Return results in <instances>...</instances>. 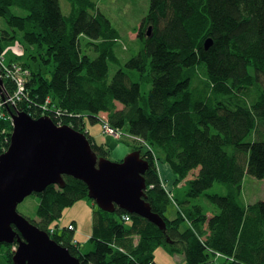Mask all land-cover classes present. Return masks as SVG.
<instances>
[{
  "label": "trees",
  "instance_id": "16d2710c",
  "mask_svg": "<svg viewBox=\"0 0 264 264\" xmlns=\"http://www.w3.org/2000/svg\"><path fill=\"white\" fill-rule=\"evenodd\" d=\"M69 1L72 11L65 14L60 0H0V18L8 25L0 29V104L8 101L0 114L9 115L10 108L70 126L89 138L99 157L108 158L110 150L85 131L86 119L101 122L105 135L107 126L134 139L133 151L150 163L146 201L167 228L137 215L125 223L127 212L98 209L94 250L83 253L86 242L75 236V225H50L64 208L88 198L87 186L67 176L65 188L53 185L35 195L40 222L30 221L82 264H155L154 251L163 245L187 264H207L217 253L225 264H264V201L243 198L247 175L264 180V0H151L137 28L139 52L126 62L114 48L120 34L97 3ZM81 36L96 58L83 52ZM110 63L119 67L112 78ZM12 128L0 119V156ZM157 163L171 167L176 186L184 182L186 200L205 198L207 204L185 200L169 220L172 200ZM215 185L226 193H209ZM6 246L8 264H14L12 246Z\"/></svg>",
  "mask_w": 264,
  "mask_h": 264
},
{
  "label": "water",
  "instance_id": "95a60500",
  "mask_svg": "<svg viewBox=\"0 0 264 264\" xmlns=\"http://www.w3.org/2000/svg\"><path fill=\"white\" fill-rule=\"evenodd\" d=\"M211 43L207 40L206 48ZM8 111L13 132L8 151L0 156V244L16 245L14 264H82L18 212L29 196L53 185L65 188L66 176L82 181L99 209L109 213L120 209L166 230L165 219L146 201L145 174L150 163L141 150L113 162L99 157L89 138L70 126H58L49 117L33 119L25 112Z\"/></svg>",
  "mask_w": 264,
  "mask_h": 264
},
{
  "label": "rangeland",
  "instance_id": "374dc122",
  "mask_svg": "<svg viewBox=\"0 0 264 264\" xmlns=\"http://www.w3.org/2000/svg\"><path fill=\"white\" fill-rule=\"evenodd\" d=\"M97 3L98 8L102 11V13L111 21L114 28H116L120 34V39L114 43L115 52L118 57H120L123 61H127L133 58L138 52L140 48V44L136 41L138 40V32L137 28L142 23V20L148 14L150 9L151 0H93ZM60 4L62 10L65 14H69L72 11V4L69 0H60ZM12 12L19 16H25L27 13L24 10L19 8H13ZM8 25L5 20L0 18V29H6ZM82 48L84 49V53L88 54L91 58H96L98 55L94 52L93 46L87 45L89 39L85 36H81ZM91 41V40H90ZM32 67H35V63H31ZM119 67L110 63V78L114 76V74L118 71ZM1 74V73H0ZM6 102L0 105V109L4 107ZM119 108H122L121 105L118 104ZM4 111V110H3ZM9 113V112H8ZM103 118H107V114H101ZM3 120H10L12 122V118L10 114L3 115ZM86 132H91L90 136L95 140L98 145H104L109 148L108 159L113 162L122 161L130 152H133L134 139L130 138L128 135H124L120 132H113V130L107 128L106 132L108 135H105L102 130L101 122L96 124L90 123L88 119L85 120ZM59 126V125H58ZM13 127V123H12ZM13 128L10 129L9 133L12 135ZM113 133H117L114 135ZM249 141H253L254 139L249 137ZM10 146V144H9ZM8 146V149H9ZM8 149L6 151H8ZM5 151V152H6ZM4 152V153H5ZM162 165L158 166L159 170L162 169ZM164 170L161 172V177L166 178L164 175ZM171 181L168 182V190L171 188ZM173 183V182H172ZM184 184V183H183ZM167 187V186H166ZM187 186L179 185L176 189L172 190V194L177 201H183L186 199L187 195ZM209 193H226L221 186L215 185ZM171 198V200L174 199ZM243 198L245 202H259L264 201V180H258L252 177L251 175H247L244 179V188H243ZM175 200V201H176ZM174 201V200H173ZM173 203H170L167 206V213L165 214L169 218L178 217L180 210H184L183 205L177 206ZM197 205H206L207 200L205 198H198ZM178 204V203H177ZM40 205V199L31 195L24 200L18 206V212L25 216L27 219L31 221L39 220V216L37 214L38 208ZM98 206L96 203L89 199L85 198L83 200H79L73 203L70 206H67L63 209L62 214L56 218H53L50 225L55 229H64L68 228L69 225L73 224L76 226L75 236L80 241H85L86 243L82 246V252L88 253L94 250L95 243L94 241H90L95 234L93 233L92 220L93 216L99 212ZM114 217L116 216L113 214ZM117 221L121 222L120 217L116 216ZM37 222V221H36ZM40 220L38 221V223ZM188 223L185 222L181 226V230L185 231L188 227ZM198 231V230H197ZM13 251H15L16 246L13 245ZM9 250L8 246L0 245V264H8L6 253ZM176 254H173L169 250H167L164 245L159 246L154 251L155 264H179V261H183V264H187L185 260H181L180 258L175 257ZM179 257H183L180 254H177ZM218 257H224L221 253H217ZM179 259V260H177ZM217 262V259L211 260L207 264H213ZM225 261H221L224 264Z\"/></svg>",
  "mask_w": 264,
  "mask_h": 264
},
{
  "label": "crops",
  "instance_id": "0c3cea01",
  "mask_svg": "<svg viewBox=\"0 0 264 264\" xmlns=\"http://www.w3.org/2000/svg\"><path fill=\"white\" fill-rule=\"evenodd\" d=\"M88 132V131H87ZM89 133H91V132H89ZM120 133H122V132H120ZM160 165V164H159ZM158 165V163H157V167L159 166ZM162 170H164L165 172H164V175H166L165 177L166 178H162L161 177V172H162ZM158 171H159V176H160V180H161V183H162V185L165 187V189L167 190V192L169 193V196H170V199L171 198H173L174 196H173V194H172V190L173 189H176L177 188V186H176V180H177V177L175 176V174H174V172H173V170L171 169V167L169 166V165H166V164H164V165H162V169L161 170H159V168H158ZM169 181H171V183H170V186H171V188L168 190L167 188H168V182ZM173 182V183H172ZM184 183V182H183ZM183 183H181L180 185H184ZM167 186V187H166ZM179 186V185H178ZM43 193V192H42ZM40 194V193H39ZM33 195H36V194H33ZM188 198V196L186 195V199ZM185 199V200H186ZM174 201L176 200L175 199V197H174V199H173ZM172 200V203L174 202ZM185 200H183V201H175V204L177 205V206H180V203H182V202H184ZM186 201H188L189 202V204H188V206L189 205H191V204H197V201H191V200H186ZM179 205H178V204ZM247 204H253V203H256V202H246ZM129 214V213H128ZM129 215H131V214H129ZM177 218V217H176ZM176 218H174V219H176ZM173 218H169V220H174ZM189 225V224H188ZM189 227V226H188ZM187 227V228H188ZM186 228V229H187ZM181 255V254H180ZM182 256V255H181ZM175 257L176 258H180L181 260H185L186 261V258L184 257V255H183V257H179L177 254L175 255ZM211 258H212V260H215V259H217V262L215 263V261H213V264H222L221 263V261L223 260V261H225V259H223V258H217V256H215V255H211ZM177 260H179V259H177ZM179 264H183V261H179ZM224 264H225V262H224Z\"/></svg>",
  "mask_w": 264,
  "mask_h": 264
},
{
  "label": "built area",
  "instance_id": "2783aa9c",
  "mask_svg": "<svg viewBox=\"0 0 264 264\" xmlns=\"http://www.w3.org/2000/svg\"><path fill=\"white\" fill-rule=\"evenodd\" d=\"M20 85L22 86L23 83L20 82ZM23 94H24V88L21 87L20 90H18V93H17L16 96H15L16 100H17V101L21 100ZM9 102L15 104L14 100L11 99V98H9ZM6 103L8 104V101H6ZM7 104H4V105H7ZM0 105H1V104H0ZM0 118H3L2 113L0 114ZM113 134H114V135H117V133H113ZM131 218H132L131 215L126 214V215H124V216L122 217V220H123L125 223H129V222H131Z\"/></svg>",
  "mask_w": 264,
  "mask_h": 264
},
{
  "label": "clouds",
  "instance_id": "9594fccd",
  "mask_svg": "<svg viewBox=\"0 0 264 264\" xmlns=\"http://www.w3.org/2000/svg\"><path fill=\"white\" fill-rule=\"evenodd\" d=\"M126 215V214H125ZM124 216V215H123ZM131 220H132V218H131ZM0 245H2V244H0ZM5 245V244H4ZM14 246H16L15 244H13ZM13 245H11L12 247H13ZM13 249V248H12ZM13 251V250H12ZM14 252V251H13Z\"/></svg>",
  "mask_w": 264,
  "mask_h": 264
},
{
  "label": "flooded vegetation",
  "instance_id": "af4514ba",
  "mask_svg": "<svg viewBox=\"0 0 264 264\" xmlns=\"http://www.w3.org/2000/svg\"><path fill=\"white\" fill-rule=\"evenodd\" d=\"M117 210H120V209H117ZM123 211V210H122Z\"/></svg>",
  "mask_w": 264,
  "mask_h": 264
}]
</instances>
